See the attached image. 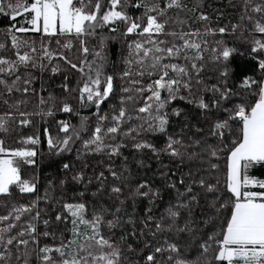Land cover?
Returning <instances> with one entry per match:
<instances>
[{
  "label": "snow or ice",
  "instance_id": "6c2138e0",
  "mask_svg": "<svg viewBox=\"0 0 264 264\" xmlns=\"http://www.w3.org/2000/svg\"><path fill=\"white\" fill-rule=\"evenodd\" d=\"M240 3L0 0V264H264V0Z\"/></svg>",
  "mask_w": 264,
  "mask_h": 264
},
{
  "label": "trees",
  "instance_id": "16d2710c",
  "mask_svg": "<svg viewBox=\"0 0 264 264\" xmlns=\"http://www.w3.org/2000/svg\"><path fill=\"white\" fill-rule=\"evenodd\" d=\"M196 2H199V0H190V4ZM203 3L205 5V11L209 13L213 18V26H216L217 24L226 25L229 23V21L235 23L238 20L240 12L242 10V5L240 3V0H231V3L230 0H203ZM233 4H235L236 6L233 7ZM217 16H219L218 20H217ZM7 26H8V20L3 16H0V29H3ZM2 40H3V36L0 35V41ZM73 43L76 44L77 47L79 46L77 41H73ZM97 43H98L97 40L89 38L88 46L92 48ZM119 47H120L119 44H110V48L116 51L119 50ZM75 51L76 50L74 48L73 52L69 54L72 55L73 53H75ZM109 55H111V53H109ZM89 59H91V57H89ZM239 62L240 61L238 60L237 63ZM48 74L50 73H46L45 75L47 76ZM58 79L59 78H57V80ZM84 114L86 115L87 112L85 111ZM73 122H76V120L74 119ZM46 171H51V169H46ZM257 172L258 174H261V172H264V170H259Z\"/></svg>",
  "mask_w": 264,
  "mask_h": 264
},
{
  "label": "crops",
  "instance_id": "0c3cea01",
  "mask_svg": "<svg viewBox=\"0 0 264 264\" xmlns=\"http://www.w3.org/2000/svg\"><path fill=\"white\" fill-rule=\"evenodd\" d=\"M256 174H257V175H260V174H258V172H256Z\"/></svg>",
  "mask_w": 264,
  "mask_h": 264
}]
</instances>
